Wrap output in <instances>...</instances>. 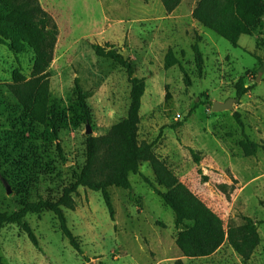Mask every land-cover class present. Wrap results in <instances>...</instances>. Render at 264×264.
Masks as SVG:
<instances>
[{
    "label": "rangeland",
    "instance_id": "rangeland-1",
    "mask_svg": "<svg viewBox=\"0 0 264 264\" xmlns=\"http://www.w3.org/2000/svg\"><path fill=\"white\" fill-rule=\"evenodd\" d=\"M197 0H182L167 14L160 0H39L58 27L54 58L48 68L50 104L55 105L56 136L33 121L8 89L12 73L30 77L34 56L16 30L10 49L0 43V212L17 210L39 198L55 200L85 160L87 136H99L125 117L129 105L126 72L95 56L92 44L112 45L136 63L143 77L138 140L151 143L158 158L229 227L242 216L258 222L260 243L244 261L224 244L207 257L187 258L175 244V216L136 174L131 190L109 187L112 220L100 192L79 187L73 209H64L67 224L85 256L62 235L55 215L44 211L25 219L39 249L16 224L0 230L2 264H264V51L261 29L242 35L238 47L191 18ZM264 22V17H263ZM199 37L202 73L192 44ZM171 48L178 66L164 68ZM89 106L91 133L74 92V78ZM257 78H259L257 80ZM252 86L242 96L239 86ZM233 98V109L213 111V101ZM236 106L238 108H236ZM234 113L240 114L243 127ZM182 123V125H178ZM244 134L260 145L245 157ZM194 152V153H193ZM140 174L153 181L146 162ZM163 190V188L159 187Z\"/></svg>",
    "mask_w": 264,
    "mask_h": 264
},
{
    "label": "trees",
    "instance_id": "trees-1",
    "mask_svg": "<svg viewBox=\"0 0 264 264\" xmlns=\"http://www.w3.org/2000/svg\"><path fill=\"white\" fill-rule=\"evenodd\" d=\"M160 1L165 12L170 14L182 0ZM191 16L234 47L239 46L240 36L253 35L256 30L261 29L257 46L264 51V0H197ZM5 28L16 30L24 44L20 50L27 46L34 56L30 77L26 78L19 71H14L8 89L33 121L50 127L56 136L57 117L55 105L49 101L48 68L54 58L58 27L51 15L41 7L39 0H0V43L6 44L8 40L10 49L15 51L12 36ZM198 40L199 36L191 48L198 73H202L203 56ZM92 50L95 56L111 60L127 74L130 87L125 117L114 123L107 133L86 137L84 163L80 171L72 176V183L64 187L57 199L39 198L37 201L24 203L17 210L0 212V230L8 224H16L39 249L38 240L25 219L28 215L48 211L55 215L59 230L71 247L83 255L75 235L68 227L64 212L65 208L73 209V196L78 188L84 187L100 192L113 220L115 209L108 188L113 186L129 191L132 189L130 175L138 174L173 211L176 230L174 240L183 256L207 257L227 244L244 261L249 260L260 243L258 222L251 217L242 216L244 221L242 224L227 227L224 221L158 158L151 143L138 140L141 98L146 89L145 79L135 76L136 63L122 50L108 44L105 46L92 44ZM256 58L264 65V57ZM173 66L180 68L185 83L189 84V78L179 58L171 48H168L164 55V68L169 69ZM251 88V85L244 87L242 83L237 95L242 96ZM74 92L84 121L90 123L89 106L77 77L74 78ZM233 116L240 127H243L240 114L234 113ZM239 147L245 157L255 156L260 149V145L245 134L239 141ZM143 162L151 168L153 181L140 174ZM1 177L6 180L4 176ZM83 257L87 259L84 255Z\"/></svg>",
    "mask_w": 264,
    "mask_h": 264
},
{
    "label": "water",
    "instance_id": "water-1",
    "mask_svg": "<svg viewBox=\"0 0 264 264\" xmlns=\"http://www.w3.org/2000/svg\"><path fill=\"white\" fill-rule=\"evenodd\" d=\"M259 78H257L258 80ZM233 98H228L227 100H225L224 102H219V101H213L211 108L213 111H222V110H232L233 109ZM91 133V129L89 127V123H86V134H90ZM2 183L4 184L6 191L9 193L10 192V187L8 182L0 177ZM92 264V263H90Z\"/></svg>",
    "mask_w": 264,
    "mask_h": 264
},
{
    "label": "crops",
    "instance_id": "crops-1",
    "mask_svg": "<svg viewBox=\"0 0 264 264\" xmlns=\"http://www.w3.org/2000/svg\"><path fill=\"white\" fill-rule=\"evenodd\" d=\"M195 3H196V2H195ZM193 8H194V6H193ZM193 8H192V10H193ZM192 10H191V13H192ZM173 12H174V11H173ZM191 13H190V15H191ZM168 15H169V14H166L165 17H168ZM171 15H172V12H171V14H170L169 16H171ZM191 18H192V16H191ZM192 20H193V18H192ZM199 37H201V36H199ZM167 50H168V49H167ZM181 254H182V253H181Z\"/></svg>",
    "mask_w": 264,
    "mask_h": 264
},
{
    "label": "built area",
    "instance_id": "built-area-1",
    "mask_svg": "<svg viewBox=\"0 0 264 264\" xmlns=\"http://www.w3.org/2000/svg\"><path fill=\"white\" fill-rule=\"evenodd\" d=\"M236 108H238V107L236 106Z\"/></svg>",
    "mask_w": 264,
    "mask_h": 264
}]
</instances>
